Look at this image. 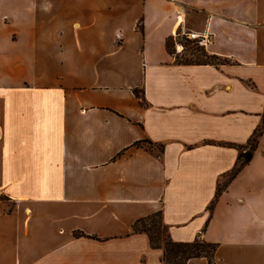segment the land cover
Returning a JSON list of instances; mask_svg holds the SVG:
<instances>
[{
    "label": "crops",
    "instance_id": "obj_1",
    "mask_svg": "<svg viewBox=\"0 0 264 264\" xmlns=\"http://www.w3.org/2000/svg\"><path fill=\"white\" fill-rule=\"evenodd\" d=\"M183 31L228 62L178 63ZM263 114L264 0H0V264H164L156 211L264 264V131L208 209Z\"/></svg>",
    "mask_w": 264,
    "mask_h": 264
},
{
    "label": "trees",
    "instance_id": "obj_2",
    "mask_svg": "<svg viewBox=\"0 0 264 264\" xmlns=\"http://www.w3.org/2000/svg\"><path fill=\"white\" fill-rule=\"evenodd\" d=\"M170 39L166 40V47L168 51L175 57V60L181 64H192V63H209L214 65L224 64L228 62V59L219 57L214 54H209L204 49V46H200L197 41L188 39L186 36L183 37L185 43L191 44L194 43L198 50L202 52L201 58L199 55L196 57V60L189 59H180L178 56H175L174 51L170 48L171 43ZM183 45V44H182ZM185 50V46L183 45V49ZM135 94L141 97V91L138 89L134 90ZM264 131V114L262 116V120L260 125L255 129L252 136L248 140L245 145H234L238 148L239 154L237 157L236 164L234 167L222 178H225L223 183H219L216 194L212 201L210 202L208 209L210 211L213 210L216 201L218 200L220 194L223 190L226 189L229 182L240 172V170L250 162L252 159L253 153L258 147L259 138L261 137ZM149 145H153L152 141H145ZM139 143V142H138ZM137 143V144H138ZM159 150H162V145H159ZM132 232L139 233L144 232L147 233L150 239V243L153 247H162L163 248V263L164 264H186L189 259L194 257H205L209 264H216L215 260V252L218 247V243L208 242L204 238H202L201 234H199L193 241H175L172 239L169 231V226L163 220L162 211H156L147 216L138 218L132 224Z\"/></svg>",
    "mask_w": 264,
    "mask_h": 264
},
{
    "label": "rangeland",
    "instance_id": "obj_3",
    "mask_svg": "<svg viewBox=\"0 0 264 264\" xmlns=\"http://www.w3.org/2000/svg\"><path fill=\"white\" fill-rule=\"evenodd\" d=\"M183 37H184V35H177V36L172 37V39H170V43H171L170 48L174 51L175 56H178V58L183 59V60L184 59L196 60V59H198V58H196L198 55L201 58H203L201 55L202 52L200 50H198L197 46L194 43L187 45L185 43ZM182 44L185 46V50H182L183 49ZM159 148L160 147L158 145L154 146V150L157 152L159 151ZM224 181H225V178L220 179V183H223Z\"/></svg>",
    "mask_w": 264,
    "mask_h": 264
},
{
    "label": "built area",
    "instance_id": "obj_4",
    "mask_svg": "<svg viewBox=\"0 0 264 264\" xmlns=\"http://www.w3.org/2000/svg\"><path fill=\"white\" fill-rule=\"evenodd\" d=\"M177 35H184L188 39L197 41L202 46H205L207 43L211 41V35L207 31L205 32L183 31L181 33H175V36Z\"/></svg>",
    "mask_w": 264,
    "mask_h": 264
}]
</instances>
